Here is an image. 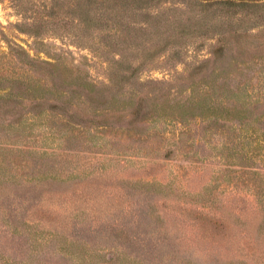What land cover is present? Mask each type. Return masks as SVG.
Masks as SVG:
<instances>
[{"label":"rangeland","instance_id":"rangeland-1","mask_svg":"<svg viewBox=\"0 0 264 264\" xmlns=\"http://www.w3.org/2000/svg\"><path fill=\"white\" fill-rule=\"evenodd\" d=\"M46 2L0 0V85L18 81L25 98L9 113L0 108V264H264V148L254 137L248 144L229 103L216 100L224 84L247 88L264 110V27L252 31L242 64L232 49L222 67L191 77L213 57L211 35L180 61L169 53L145 67L139 82L160 84L135 93L146 99L137 123L127 124V92L115 109L79 112L73 122L48 108L60 103L57 87L71 105L91 89L85 83L103 88L121 40L97 50L53 25L40 37L20 31ZM13 47L45 64L31 69ZM104 88L112 101L117 90Z\"/></svg>","mask_w":264,"mask_h":264},{"label":"trees","instance_id":"trees-1","mask_svg":"<svg viewBox=\"0 0 264 264\" xmlns=\"http://www.w3.org/2000/svg\"><path fill=\"white\" fill-rule=\"evenodd\" d=\"M161 1L47 0L41 11L31 12L33 15L27 16L19 23L20 31L36 37L43 35L53 25L57 31L62 29L73 33L82 45L97 46V50L101 47L110 49L111 47L108 46L112 43L118 46L117 41L121 40L119 57L114 54L112 59H107L110 73L107 83L102 85L103 88H98L94 83H85L84 88L89 86L91 89L81 91L79 103L71 105L67 103L68 98H62L63 94L69 91L57 87L55 100L60 103L50 104L48 108L61 109L67 113L69 120L74 122L72 117L78 116L79 112H88L94 108V112L99 113L111 109L106 107L108 105L115 109L124 103L119 97L127 92L131 93L128 100L127 124L137 123L142 120L146 99L140 96L137 100L135 93L141 92L144 85L160 84L158 81L149 84L139 82V73L145 67L157 64L161 57L169 53H173V56L169 55L167 61H171L172 58L180 61L184 51L198 38H207L211 35L217 36L219 42L212 51L213 57L195 65L191 77L209 65H213L214 71L222 67L220 60L232 49L237 50L234 59L242 64L245 61L242 53L248 50L249 41L256 36L252 31L264 27V0H189L183 1L185 8L175 6L161 11L153 10ZM26 11L30 12L28 8L23 12ZM123 45L124 47H121ZM117 50L112 53H117ZM11 51L21 63L31 69L40 68L41 64H45L23 47H13ZM219 78L220 76L216 75L212 79L215 82V90L219 87L217 85ZM18 83L13 80L9 86L0 85L2 100L0 108L5 106L7 113L25 101V98L16 92ZM224 85L226 86L221 89L226 93L217 97V103L227 101L230 115L239 122L238 125L241 126L248 144H251V139L254 137L259 147L264 148V110L259 108L261 99L255 98L247 88L239 90ZM28 87L36 86L31 82ZM104 87H114L117 90V96L112 101L105 93ZM49 91L53 92L50 89ZM41 105L40 102H35L34 105L31 102L33 109ZM74 105H81L77 108L80 111L71 112L70 108L75 107ZM85 105L90 106L85 107ZM116 116L110 114L105 119H117ZM123 116L120 114L119 118ZM216 118L215 126L220 127L219 118Z\"/></svg>","mask_w":264,"mask_h":264}]
</instances>
